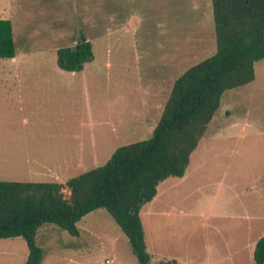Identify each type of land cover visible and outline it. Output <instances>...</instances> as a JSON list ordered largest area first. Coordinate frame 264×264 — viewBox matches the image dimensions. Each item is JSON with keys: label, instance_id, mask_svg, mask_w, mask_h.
Wrapping results in <instances>:
<instances>
[{"label": "rangeland", "instance_id": "obj_1", "mask_svg": "<svg viewBox=\"0 0 264 264\" xmlns=\"http://www.w3.org/2000/svg\"><path fill=\"white\" fill-rule=\"evenodd\" d=\"M0 15L12 22L19 52L27 51V62L43 72L35 83L53 88L54 101L43 111L50 144L83 158L81 168L60 169L69 173L64 181L105 164L118 147L151 137L177 77L216 51L212 0H0ZM81 32L92 41L94 59L81 72L65 71L57 50L75 45ZM255 73L254 81L222 95L173 213L152 218L150 230L143 207L153 263L233 264L222 251L232 237L229 216L264 211L256 193L244 196L251 182L263 184L264 58ZM78 226V236L57 224L40 227L43 264H140L107 209L88 213ZM27 251L23 237L0 239V264H21Z\"/></svg>", "mask_w": 264, "mask_h": 264}, {"label": "trees", "instance_id": "obj_2", "mask_svg": "<svg viewBox=\"0 0 264 264\" xmlns=\"http://www.w3.org/2000/svg\"><path fill=\"white\" fill-rule=\"evenodd\" d=\"M212 4L216 51L177 77L151 137L118 147L105 164L66 182L0 180V239L23 237L29 248L25 264L43 262L37 244L42 225L57 224L78 236V222L99 208L126 233L140 264H176L175 259L152 262L141 211L160 182L185 175L224 92L254 81L255 62L264 58V0ZM75 41L57 50L63 70L82 71L94 59L92 41L83 32ZM15 56L12 22L0 18V58ZM254 264H264V236L256 243Z\"/></svg>", "mask_w": 264, "mask_h": 264}, {"label": "crops", "instance_id": "obj_3", "mask_svg": "<svg viewBox=\"0 0 264 264\" xmlns=\"http://www.w3.org/2000/svg\"><path fill=\"white\" fill-rule=\"evenodd\" d=\"M0 18L4 19L1 15ZM27 59V51L23 50V53H21L17 46L15 57L0 58V175L11 176L9 178L12 181L52 180L66 182L67 180L64 181L61 178L69 176V173L62 172L60 169L81 168L84 161L81 158L77 162L70 157V154L54 150L55 148L50 144L51 136L45 131L46 120L43 111H45L47 104L54 101L55 95L53 88L38 86L37 81L35 83V79L44 77V74L35 68L37 65H30ZM46 134L47 136H45ZM92 153L96 156L95 150ZM189 173L188 166L183 177H175L176 180H170L171 177H169L160 182L157 195L148 203L150 230L153 224L152 218L157 216L167 217L173 213L175 196L183 183L189 178ZM23 176L31 177L30 179H24ZM49 176L53 179H44V177ZM263 177L264 172L260 178L263 184L251 182L245 187L244 191V196L256 193L259 206L262 208H264ZM69 178L67 177V179ZM254 183L256 184L254 185ZM240 196H243V194L240 193ZM229 218L232 220L229 229L232 231V237L227 241V247L222 250L224 258L232 261L233 264H239L244 258L248 257L250 264L252 261L254 264L256 243L264 236L263 209L256 215L246 212L245 216L232 214ZM242 219L244 221H241ZM254 232L258 234L255 237ZM237 238L240 239L239 243H237ZM4 251L10 255L13 253L7 246ZM28 255L29 248L21 264L26 263ZM158 255L162 256L163 254L159 253Z\"/></svg>", "mask_w": 264, "mask_h": 264}, {"label": "built area", "instance_id": "obj_4", "mask_svg": "<svg viewBox=\"0 0 264 264\" xmlns=\"http://www.w3.org/2000/svg\"><path fill=\"white\" fill-rule=\"evenodd\" d=\"M112 262H114V260H112V259H110V260L108 259L107 260V263H112Z\"/></svg>", "mask_w": 264, "mask_h": 264}]
</instances>
